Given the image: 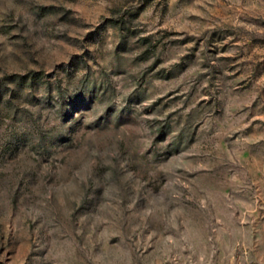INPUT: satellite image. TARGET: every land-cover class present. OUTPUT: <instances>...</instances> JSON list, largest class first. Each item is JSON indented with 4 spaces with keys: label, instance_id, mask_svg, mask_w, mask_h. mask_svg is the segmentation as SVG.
I'll use <instances>...</instances> for the list:
<instances>
[{
    "label": "rangeland",
    "instance_id": "374dc122",
    "mask_svg": "<svg viewBox=\"0 0 264 264\" xmlns=\"http://www.w3.org/2000/svg\"><path fill=\"white\" fill-rule=\"evenodd\" d=\"M0 264H264V0H0Z\"/></svg>",
    "mask_w": 264,
    "mask_h": 264
},
{
    "label": "trees",
    "instance_id": "16d2710c",
    "mask_svg": "<svg viewBox=\"0 0 264 264\" xmlns=\"http://www.w3.org/2000/svg\"><path fill=\"white\" fill-rule=\"evenodd\" d=\"M121 27V26H120ZM122 31H124V30H122ZM123 33V32H122Z\"/></svg>",
    "mask_w": 264,
    "mask_h": 264
}]
</instances>
